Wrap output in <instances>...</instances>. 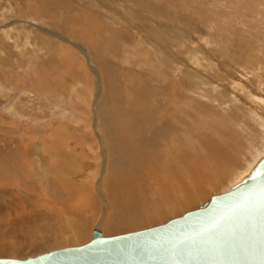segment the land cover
<instances>
[{
	"label": "rangeland",
	"instance_id": "374dc122",
	"mask_svg": "<svg viewBox=\"0 0 264 264\" xmlns=\"http://www.w3.org/2000/svg\"><path fill=\"white\" fill-rule=\"evenodd\" d=\"M57 1L0 0V151L18 166L0 172V256L78 244L95 227L110 235L164 221L224 189L264 154V0H64L66 10ZM159 87L177 96L176 110L188 111L179 121L189 147L207 136L238 161L214 171L215 184L198 202L102 230L103 178L119 159L107 121L143 90L156 92L149 102L158 108L167 94ZM88 185L95 209H66L57 198ZM85 223L88 235L78 236Z\"/></svg>",
	"mask_w": 264,
	"mask_h": 264
},
{
	"label": "bare ground",
	"instance_id": "6f19581e",
	"mask_svg": "<svg viewBox=\"0 0 264 264\" xmlns=\"http://www.w3.org/2000/svg\"><path fill=\"white\" fill-rule=\"evenodd\" d=\"M57 3L52 2V4H55L54 7ZM58 4L60 5L59 8L65 10L69 9L70 6L65 4L64 0L63 3ZM159 88H161L159 90L160 93L165 92L166 88ZM250 92L251 90L249 94ZM149 93L143 90L141 94L139 93L138 100L136 99L137 103L130 104L128 109L122 107L124 110L121 113L114 111L111 114L109 113L110 118L107 122L111 127L112 140L114 139L113 142L117 146L119 159H111L102 183L105 189L107 207L109 208L108 216L100 227L105 231L118 228L121 231V227L136 225L144 221L148 222L157 217L161 218L169 210H177L193 204L198 198L206 195L207 185L214 183L212 181H216L215 177L218 176L216 172L218 173L220 169L222 170V168L228 166L225 169L227 170L238 161L237 157L230 153L232 152L230 146H227L230 149V152H227L229 149L226 151L223 147L213 142L212 139L206 138L207 136L199 138L198 145L194 144V146L192 145L193 147H189L188 141H185L189 129L183 121H179L180 119L182 120L184 114L188 115V111L182 110L178 106L179 110H176L174 103L177 100V96H174V93L172 94V91L167 89L165 92L167 94H163L160 100L157 99L160 107L156 108L157 105H152L156 103H153L155 100L149 102V99H156L158 95L152 90ZM125 96L127 95L125 94ZM262 101L264 100L260 102L262 103ZM262 106L263 111L264 107ZM261 114L264 115V112ZM254 117L257 116L254 115ZM260 119L261 122L258 121V123L262 125L264 117H260ZM179 122L181 124L178 125ZM228 139L230 138L228 137ZM228 142L226 143L225 141L224 143L229 145L232 143V141L231 143ZM233 147L235 146L233 145ZM197 148H204V150ZM0 152V172H16L18 166L12 163L15 159L9 161V157H6L9 162L6 160L8 163H5V157H2L4 151ZM6 153L8 152H5L4 155ZM215 170L216 172H214ZM223 171L221 172L222 174ZM76 191L74 190L72 194L68 193V196H65V194L60 195V197L57 196V198H60L62 205L66 206V209L72 208L80 211L83 208L85 209L89 203L92 204L94 209L99 206L91 186L89 187L88 185L80 188L78 192ZM53 194L50 197L55 196ZM88 225L87 223L79 225L76 232L78 236L88 235V232H86Z\"/></svg>",
	"mask_w": 264,
	"mask_h": 264
},
{
	"label": "water",
	"instance_id": "95a60500",
	"mask_svg": "<svg viewBox=\"0 0 264 264\" xmlns=\"http://www.w3.org/2000/svg\"><path fill=\"white\" fill-rule=\"evenodd\" d=\"M0 264H264V154L247 173L196 207L144 228Z\"/></svg>",
	"mask_w": 264,
	"mask_h": 264
}]
</instances>
